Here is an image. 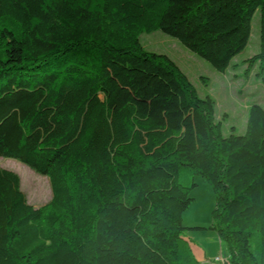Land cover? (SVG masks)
<instances>
[{
	"label": "trees",
	"instance_id": "trees-1",
	"mask_svg": "<svg viewBox=\"0 0 264 264\" xmlns=\"http://www.w3.org/2000/svg\"><path fill=\"white\" fill-rule=\"evenodd\" d=\"M257 11L263 72L264 0H0V157L53 194L34 206L0 166V264H199L184 235L201 229L224 264H264V106L224 135L214 97L140 40L161 30L226 72ZM183 169L213 188L209 228L183 223Z\"/></svg>",
	"mask_w": 264,
	"mask_h": 264
},
{
	"label": "rangeland",
	"instance_id": "rangeland-1",
	"mask_svg": "<svg viewBox=\"0 0 264 264\" xmlns=\"http://www.w3.org/2000/svg\"><path fill=\"white\" fill-rule=\"evenodd\" d=\"M140 40L147 51L171 57L187 74L199 95L210 94L214 97L216 120L222 122L224 135H229L233 126L235 133H243L246 129L249 107L254 103L264 106V71L259 72L258 66L248 71L247 63V59L260 50L259 11L253 17L252 32L247 47L233 59L226 72L216 70L206 59L190 51L178 39L161 30L143 33ZM185 117L193 121L196 119L193 111H189ZM0 166L16 172L20 176L21 188L34 206H41L52 198V188L48 176L38 173L35 169L14 158L0 157ZM186 172L194 177L197 187L191 192L195 202L189 207L190 211L183 215L184 225H190L188 224L190 221L188 214L197 208L202 212L201 221L209 228L213 222V210L216 205L213 188L201 175H193L188 169H183V173ZM37 192L39 198L35 195ZM206 230H209V233H205L207 236L216 234L212 233L216 231ZM189 232L190 230H187L185 234L191 235ZM218 247L224 255L226 245L219 243Z\"/></svg>",
	"mask_w": 264,
	"mask_h": 264
},
{
	"label": "crops",
	"instance_id": "crops-1",
	"mask_svg": "<svg viewBox=\"0 0 264 264\" xmlns=\"http://www.w3.org/2000/svg\"><path fill=\"white\" fill-rule=\"evenodd\" d=\"M189 209L187 211H190ZM187 211L185 212V215ZM201 214L202 212L200 210H197V208L192 210V212L188 214V216H190L188 217V219L190 220L188 221V224L190 225L186 226H201L208 228L206 225H204L203 221H201ZM189 233H191V235L185 234L184 238L187 241L193 255L198 260L199 264H224L222 262L215 261L217 256H219L220 254L223 255V253L219 249L220 247H218V244L220 243L221 245L222 243L217 232H212L216 234H211V236H207V234H205L209 233V230L206 229L190 230ZM227 256L228 254L226 251V253L223 255V258L225 259V257Z\"/></svg>",
	"mask_w": 264,
	"mask_h": 264
},
{
	"label": "built area",
	"instance_id": "built-area-1",
	"mask_svg": "<svg viewBox=\"0 0 264 264\" xmlns=\"http://www.w3.org/2000/svg\"><path fill=\"white\" fill-rule=\"evenodd\" d=\"M215 261L224 263L226 260L223 258V255L220 254L216 257Z\"/></svg>",
	"mask_w": 264,
	"mask_h": 264
},
{
	"label": "bare ground",
	"instance_id": "bare-ground-1",
	"mask_svg": "<svg viewBox=\"0 0 264 264\" xmlns=\"http://www.w3.org/2000/svg\"><path fill=\"white\" fill-rule=\"evenodd\" d=\"M42 193H43V192H42ZM35 195H36V197L39 198V193H38V192H37ZM44 199H45V197H44ZM44 199H43V200H44Z\"/></svg>",
	"mask_w": 264,
	"mask_h": 264
}]
</instances>
